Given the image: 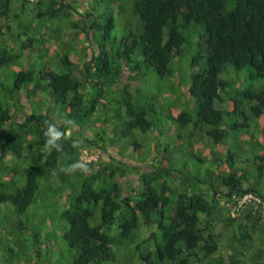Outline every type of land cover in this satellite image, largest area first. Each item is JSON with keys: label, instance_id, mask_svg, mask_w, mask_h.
I'll list each match as a JSON object with an SVG mask.
<instances>
[{"label": "trees", "instance_id": "trees-1", "mask_svg": "<svg viewBox=\"0 0 264 264\" xmlns=\"http://www.w3.org/2000/svg\"><path fill=\"white\" fill-rule=\"evenodd\" d=\"M4 69L0 217L18 218L14 235L43 202L59 235L32 242L61 241L64 264H264V0H0ZM141 221L150 248L120 260Z\"/></svg>", "mask_w": 264, "mask_h": 264}, {"label": "rangeland", "instance_id": "rangeland-1", "mask_svg": "<svg viewBox=\"0 0 264 264\" xmlns=\"http://www.w3.org/2000/svg\"><path fill=\"white\" fill-rule=\"evenodd\" d=\"M100 20L101 22L107 23L104 14ZM117 20H118V17H117ZM119 23H122V22H119ZM122 28L123 27L120 26L118 29L120 30ZM198 31L199 30L197 31L195 30L194 32L187 33V35L189 36V40H190V43H188V47H190L191 45H194L196 40L199 38ZM189 59H190V53L188 50H185L183 55L180 57V61L175 66L177 73L179 72V70L182 72V77L185 76L186 74L188 76L189 74V71H188L189 70ZM10 70L14 72L11 68ZM11 71H7V69H4L3 73L0 75V78L4 82H6L5 78L9 81L10 74H12ZM240 76H243L244 78V74H241ZM232 78L236 79L235 75H233ZM148 79L149 81H155L160 86L166 87L168 89V84H169L168 81L160 80L156 76L155 73L149 74ZM246 84L247 82L243 81V85L245 86ZM174 86L176 87V85ZM169 91L170 90L167 91L168 93L167 99H169L170 97H173L174 95L173 92L170 91L169 93ZM221 105H222L221 102H217L218 107H220ZM140 136L141 137H139V140L143 142V141H147L148 138L151 137V134L149 133V134H144ZM60 200H63V199H60ZM36 203H39L37 205L39 206L38 208L37 206H35ZM36 203H34L29 208V214L34 213L33 216L30 217L33 224H31L30 226V231L28 233H24L22 237L18 235H14L15 234L14 231L16 229L15 226L18 223V220H17L18 218L15 217V215L10 212L11 210L10 211L7 210V213H8L7 216L3 215L2 217H0V222L2 224V225L0 224V264H30V263H35L36 259L40 261L36 264H64V262L62 261V255L59 254V249L65 248V245L61 241H57V245L55 244L54 247H52L53 249L52 251H47V250L45 251L46 248L44 247L42 248L41 246H39L40 243L32 242L31 234L32 232H34L36 228H43L45 230V233L47 231L48 232L52 231L54 235H59V232L56 230L58 228L55 229V226L57 223L56 222L57 216H54L55 214L53 212L54 209H49V208L46 209L47 206H45L43 202L41 203L36 202ZM58 204H59V201L56 202L54 205H58ZM51 218L53 219L54 222L51 220ZM42 221H45V223L40 224V222ZM139 228L140 229L137 231V236H134V238H136L134 242H128L127 239L123 238L122 242L120 243L118 242V244L116 243V245L118 246V249H116V251H117V255L120 258V260L122 259L124 255H127L128 256L127 258L129 261H134V262L140 261L139 258L135 256L134 254V252L136 251L135 247L138 242L142 241L143 238L147 237L148 232H147V228L143 226L142 221H141V227ZM157 233L159 234V231H157ZM149 243H150L149 240L142 241V243H140L139 246L145 247L144 250H146V248H150V247H147V246H150ZM43 246H45L44 243H43ZM40 255H41V258H38V256ZM63 256L66 260L69 257L68 253H65V250H63ZM29 260L31 261L30 263H28ZM124 262L125 261L119 262L118 260H116L115 262H110V263L111 264H124Z\"/></svg>", "mask_w": 264, "mask_h": 264}, {"label": "clouds", "instance_id": "clouds-1", "mask_svg": "<svg viewBox=\"0 0 264 264\" xmlns=\"http://www.w3.org/2000/svg\"><path fill=\"white\" fill-rule=\"evenodd\" d=\"M68 123H71V121H68ZM45 135L48 137L47 144L50 148L56 149V150H60L62 148V144L58 143V141H60L63 134L59 130H57L54 125L48 126V129H47ZM82 158L89 161L91 159H96V155H86L85 151H84L82 153ZM74 167H78V168L83 169V168H85V165L84 164H78V165H74ZM246 193H249V192H246Z\"/></svg>", "mask_w": 264, "mask_h": 264}, {"label": "built area", "instance_id": "built-area-1", "mask_svg": "<svg viewBox=\"0 0 264 264\" xmlns=\"http://www.w3.org/2000/svg\"><path fill=\"white\" fill-rule=\"evenodd\" d=\"M252 200H255V198H254V196H253L252 193H245V194L241 195L237 199V207L230 208L232 215H234L238 211V209L240 207H242L246 203H250ZM230 205H231L230 203L229 204H226V206H228V207Z\"/></svg>", "mask_w": 264, "mask_h": 264}, {"label": "crops", "instance_id": "crops-1", "mask_svg": "<svg viewBox=\"0 0 264 264\" xmlns=\"http://www.w3.org/2000/svg\"><path fill=\"white\" fill-rule=\"evenodd\" d=\"M81 1V0H80ZM82 1H84V0H82Z\"/></svg>", "mask_w": 264, "mask_h": 264}]
</instances>
